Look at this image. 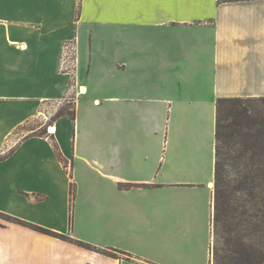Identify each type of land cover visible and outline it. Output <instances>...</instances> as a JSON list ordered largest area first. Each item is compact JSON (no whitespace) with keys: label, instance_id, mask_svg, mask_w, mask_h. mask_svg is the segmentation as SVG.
<instances>
[{"label":"crops","instance_id":"obj_1","mask_svg":"<svg viewBox=\"0 0 264 264\" xmlns=\"http://www.w3.org/2000/svg\"><path fill=\"white\" fill-rule=\"evenodd\" d=\"M227 98H264V0H0V213L143 264H211ZM69 100L75 119L50 121ZM29 240L59 261V242L0 227V264H28Z\"/></svg>","mask_w":264,"mask_h":264},{"label":"trees","instance_id":"obj_2","mask_svg":"<svg viewBox=\"0 0 264 264\" xmlns=\"http://www.w3.org/2000/svg\"><path fill=\"white\" fill-rule=\"evenodd\" d=\"M69 101V105L73 106L68 110L60 108L52 121L61 117L75 119L74 103ZM225 103L234 105L228 113L222 112ZM45 134L46 130L41 133L42 136ZM227 165L238 171L239 181L234 190H230V183L224 178ZM263 176L264 98L219 99L214 264H264V191L260 181ZM236 192L242 195L241 201L236 198ZM70 193L73 198V185Z\"/></svg>","mask_w":264,"mask_h":264},{"label":"rangeland","instance_id":"obj_3","mask_svg":"<svg viewBox=\"0 0 264 264\" xmlns=\"http://www.w3.org/2000/svg\"><path fill=\"white\" fill-rule=\"evenodd\" d=\"M69 102L67 101L64 102L63 106L61 107L62 109L68 110L71 108L73 105H69ZM232 103H225L222 106V112L223 113H228L231 111L233 108ZM259 106V105H258ZM55 116V115H54ZM52 117V119L54 118ZM52 119L50 121H52ZM49 121V122H50ZM42 131L37 132V134H41ZM226 163V162H225ZM231 164V163H230ZM225 181L230 183V190H234L235 186L238 184L239 181V176L237 175L236 172L237 169L235 170L234 167L232 166H226L225 167ZM264 191V176L261 177L260 179ZM216 183L214 182L213 184V217H212V229H211V251H212V259H211V264H214V259H213V250L216 242V236H215V227H214V208H215V195H216ZM236 198L241 201L242 200V195L239 192H236ZM16 213L26 215V212L23 210H14ZM3 214V213H2ZM0 227L3 229H6L7 232H10L13 236H17V238H25L27 237L28 234H34V235H39V236H45L48 238L53 239L54 241L59 242L60 244V258L58 259L59 261L57 262L56 259L51 260V259H39L36 260L32 254L31 250H34V245L28 241L27 248H28V264H39L40 262L44 264H51L52 262L54 264H83L81 262H84L82 254H91V253H98L106 257H110L113 259H118L119 261L122 260L123 264H126L125 262H129L130 264H143L141 262H137L136 260H132L129 258L128 254H125L124 252H120L117 250H101L95 247L88 246L85 243H82L81 241H78L74 239L69 232H61V231H55L47 227H43L34 223H29L25 220L3 214L0 215ZM56 228H60L64 230V222L63 221H58L55 223ZM28 240V239H27ZM16 239L13 238V240L6 244L2 243L3 250L11 251V252H16L19 251V242H15ZM89 243V242H87ZM91 244V243H90ZM10 264H21V260L19 257L16 255H13L11 258Z\"/></svg>","mask_w":264,"mask_h":264},{"label":"built area","instance_id":"obj_4","mask_svg":"<svg viewBox=\"0 0 264 264\" xmlns=\"http://www.w3.org/2000/svg\"><path fill=\"white\" fill-rule=\"evenodd\" d=\"M77 62V54L75 46L72 42L65 43L61 57V70L65 72L73 71ZM51 133L50 129L48 133Z\"/></svg>","mask_w":264,"mask_h":264},{"label":"bare ground","instance_id":"obj_5","mask_svg":"<svg viewBox=\"0 0 264 264\" xmlns=\"http://www.w3.org/2000/svg\"><path fill=\"white\" fill-rule=\"evenodd\" d=\"M211 188H213V183L210 185Z\"/></svg>","mask_w":264,"mask_h":264}]
</instances>
